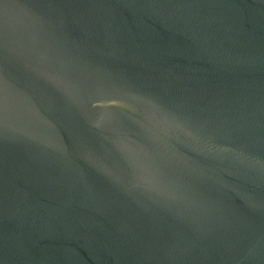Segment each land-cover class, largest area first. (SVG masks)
I'll return each mask as SVG.
<instances>
[{
  "label": "water",
  "instance_id": "95a60500",
  "mask_svg": "<svg viewBox=\"0 0 264 264\" xmlns=\"http://www.w3.org/2000/svg\"><path fill=\"white\" fill-rule=\"evenodd\" d=\"M0 264H264V0H0Z\"/></svg>",
  "mask_w": 264,
  "mask_h": 264
}]
</instances>
